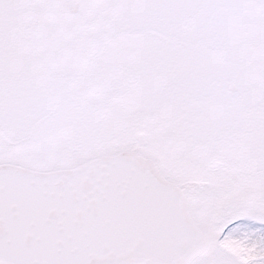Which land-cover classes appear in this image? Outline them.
<instances>
[{
	"label": "snow or ice",
	"instance_id": "1",
	"mask_svg": "<svg viewBox=\"0 0 264 264\" xmlns=\"http://www.w3.org/2000/svg\"><path fill=\"white\" fill-rule=\"evenodd\" d=\"M0 264H264V0H0Z\"/></svg>",
	"mask_w": 264,
	"mask_h": 264
}]
</instances>
